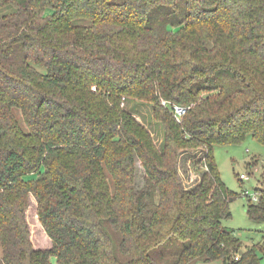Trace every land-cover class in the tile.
Here are the masks:
<instances>
[{"label": "trees", "instance_id": "16d2710c", "mask_svg": "<svg viewBox=\"0 0 264 264\" xmlns=\"http://www.w3.org/2000/svg\"><path fill=\"white\" fill-rule=\"evenodd\" d=\"M8 7L0 264H264L262 244L240 253L222 225L236 195L213 154L247 136L264 145V0H0ZM134 102L150 107L148 125ZM162 102L190 108L178 122ZM186 154L203 156L191 187ZM254 191L246 215L264 225V187Z\"/></svg>", "mask_w": 264, "mask_h": 264}, {"label": "rangeland", "instance_id": "374dc122", "mask_svg": "<svg viewBox=\"0 0 264 264\" xmlns=\"http://www.w3.org/2000/svg\"><path fill=\"white\" fill-rule=\"evenodd\" d=\"M11 12V9L8 7L1 10L0 15L9 14ZM132 107L136 108L134 112L139 111V114H134L136 120L142 123L145 118L146 122H144V124L148 125L151 121L150 107L134 102L127 106L128 111H131ZM16 117L21 124L18 113H16ZM22 128L25 131L23 126ZM155 128L162 135L161 128L159 126ZM151 130L154 141L158 145L161 140L160 134L156 135V130ZM213 152L222 183L230 192L236 195V199L229 204L231 218L222 222L223 227L227 230H231L241 243L240 253L257 244H262L261 246L264 247V225L252 222L248 219L246 215L247 200L241 196L243 190H247L251 193L255 188L263 189L264 187V145L250 136H247L240 144L215 146ZM202 157L203 156H200V154H186L180 158L178 169L184 186L191 187L198 183L200 175L196 173L193 174L189 167L193 162H197ZM241 174L248 175L249 181L241 183L238 178ZM144 178V172L139 162L136 161L137 189L143 186ZM27 216L33 234V241L43 243L45 239L36 224L32 209L29 210ZM258 255L261 256V253L258 252ZM262 262L264 263V258ZM190 264H222V261L208 262L205 261L203 257H200Z\"/></svg>", "mask_w": 264, "mask_h": 264}, {"label": "built area", "instance_id": "2783aa9c", "mask_svg": "<svg viewBox=\"0 0 264 264\" xmlns=\"http://www.w3.org/2000/svg\"><path fill=\"white\" fill-rule=\"evenodd\" d=\"M162 105L164 107H168L170 109L174 119L178 122L181 120V118L186 114V112L190 108V107H184V106H180V105H172V104L166 103V102H162ZM238 178H239V181L241 183L249 181L248 175L241 174V175H239ZM241 196L244 197L245 199H248L251 203H257L258 202V193L256 191H253L250 193L247 190H243ZM237 259L238 258L236 257L235 260H237Z\"/></svg>", "mask_w": 264, "mask_h": 264}]
</instances>
